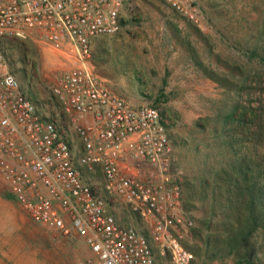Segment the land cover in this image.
<instances>
[{
    "label": "rangeland",
    "instance_id": "rangeland-1",
    "mask_svg": "<svg viewBox=\"0 0 264 264\" xmlns=\"http://www.w3.org/2000/svg\"><path fill=\"white\" fill-rule=\"evenodd\" d=\"M195 4L197 23L164 0H127L120 30L92 40L90 61L116 94L159 111L193 222L181 230L192 264H264V0ZM3 47L23 92L39 104L61 69L47 65L31 37ZM240 187L250 192L239 198ZM241 227L251 232L249 253L229 245ZM90 257L82 240L35 224L0 176V264Z\"/></svg>",
    "mask_w": 264,
    "mask_h": 264
},
{
    "label": "built area",
    "instance_id": "built-area-1",
    "mask_svg": "<svg viewBox=\"0 0 264 264\" xmlns=\"http://www.w3.org/2000/svg\"><path fill=\"white\" fill-rule=\"evenodd\" d=\"M164 1L199 22L195 0ZM125 4L0 0V176L35 224L87 245L86 264H192L181 230L193 222L159 111L116 94L90 61L92 40L120 30ZM26 37L61 69L39 104L4 55Z\"/></svg>",
    "mask_w": 264,
    "mask_h": 264
},
{
    "label": "trees",
    "instance_id": "trees-1",
    "mask_svg": "<svg viewBox=\"0 0 264 264\" xmlns=\"http://www.w3.org/2000/svg\"><path fill=\"white\" fill-rule=\"evenodd\" d=\"M241 173L245 174V171L240 170ZM248 191L250 192V190H246L244 188H238V191H235L234 193H237L238 197L240 198V196H244L245 193H248ZM237 234H233L230 237V246H231V242H232V247L236 248V249H240L241 247L245 250L248 251L249 253V248H248V242H247V238L249 236V234L251 232H249L247 229L245 228H239V230H237ZM248 253H246L245 255H248Z\"/></svg>",
    "mask_w": 264,
    "mask_h": 264
},
{
    "label": "bare ground",
    "instance_id": "bare-ground-1",
    "mask_svg": "<svg viewBox=\"0 0 264 264\" xmlns=\"http://www.w3.org/2000/svg\"><path fill=\"white\" fill-rule=\"evenodd\" d=\"M48 63V62H47Z\"/></svg>",
    "mask_w": 264,
    "mask_h": 264
},
{
    "label": "crops",
    "instance_id": "crops-1",
    "mask_svg": "<svg viewBox=\"0 0 264 264\" xmlns=\"http://www.w3.org/2000/svg\"><path fill=\"white\" fill-rule=\"evenodd\" d=\"M127 1V0H126Z\"/></svg>",
    "mask_w": 264,
    "mask_h": 264
}]
</instances>
